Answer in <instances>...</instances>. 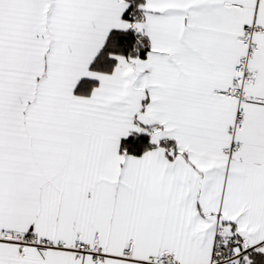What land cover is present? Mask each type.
<instances>
[{
  "label": "snow or ice",
  "instance_id": "snow-or-ice-1",
  "mask_svg": "<svg viewBox=\"0 0 264 264\" xmlns=\"http://www.w3.org/2000/svg\"><path fill=\"white\" fill-rule=\"evenodd\" d=\"M0 264H264V0H0Z\"/></svg>",
  "mask_w": 264,
  "mask_h": 264
}]
</instances>
